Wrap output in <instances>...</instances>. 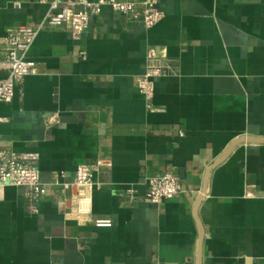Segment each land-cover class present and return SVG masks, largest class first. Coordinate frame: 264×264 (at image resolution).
<instances>
[{"label": "crops", "instance_id": "1", "mask_svg": "<svg viewBox=\"0 0 264 264\" xmlns=\"http://www.w3.org/2000/svg\"><path fill=\"white\" fill-rule=\"evenodd\" d=\"M49 1L0 0V48ZM159 7L150 29L104 5L78 39L36 37L37 70L0 102V152H38L45 193L34 211L25 187L4 190L0 264H264V0ZM150 47L171 62L154 111L138 86ZM99 160L91 218L109 227L60 205L77 166ZM168 171L181 193L149 202L147 179Z\"/></svg>", "mask_w": 264, "mask_h": 264}, {"label": "built area", "instance_id": "2", "mask_svg": "<svg viewBox=\"0 0 264 264\" xmlns=\"http://www.w3.org/2000/svg\"><path fill=\"white\" fill-rule=\"evenodd\" d=\"M44 1V0H41ZM160 0H51L46 15L34 25H19L8 30L0 48V102H11L15 88L27 75L34 73L37 63L28 58V52L39 33L45 30L63 28L75 39L80 38L88 28L90 19L98 15L104 5H109L121 15L140 22L146 29L157 25L165 16L159 7ZM81 57L87 59L86 52ZM171 71V62L155 47L146 53V70L139 79V90L144 95L147 108L152 105L155 94V79ZM51 122V118L48 120ZM40 154L34 151L0 152V201L4 190L11 186L26 188V195L36 211V202L43 197L45 189L40 180L37 163ZM108 161L99 160L95 165L79 164L74 179L65 183L63 191L68 195L60 205L64 215L79 223H92L97 227H109L112 219L91 218L93 201V173ZM181 178L173 172H163L147 179L146 199L159 204L181 193Z\"/></svg>", "mask_w": 264, "mask_h": 264}]
</instances>
